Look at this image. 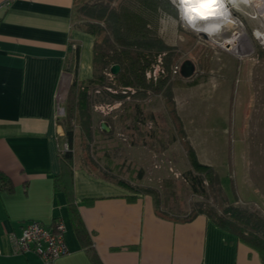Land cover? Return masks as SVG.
<instances>
[{"label":"crops","instance_id":"crops-1","mask_svg":"<svg viewBox=\"0 0 264 264\" xmlns=\"http://www.w3.org/2000/svg\"><path fill=\"white\" fill-rule=\"evenodd\" d=\"M5 1L0 6V264H42L35 252H11L9 236L19 235L29 220L48 228L55 220L64 223L68 251L55 264H94L92 256L98 264H264L256 249L203 213L187 221L161 217L149 194L132 192L75 161L65 175L57 105L73 79L92 77L94 36L73 25L75 0L0 4Z\"/></svg>","mask_w":264,"mask_h":264},{"label":"rangeland","instance_id":"rangeland-1","mask_svg":"<svg viewBox=\"0 0 264 264\" xmlns=\"http://www.w3.org/2000/svg\"><path fill=\"white\" fill-rule=\"evenodd\" d=\"M95 1L109 5L117 2L81 0L73 11L75 27L82 29V23L96 21L81 9L83 3ZM170 1L178 13L159 17L154 29L169 47L171 73L165 76L158 56L147 74L154 80L166 77L162 90L145 94L130 90L122 100L112 101L102 96V89L114 92L124 87L90 85V118L73 113L74 138L72 145H66L69 85L59 105L61 151L70 147L77 165L117 183H127L132 190L156 189L162 198H170V203L181 204L186 213L200 204L218 213L233 205L264 214V48L256 32L264 31V18L256 11L259 9L248 5H253L251 0H223L232 6L228 15L234 23L209 34L190 23L178 0ZM103 23L107 34L112 35ZM235 33L249 39L252 49L248 54L239 55L218 43ZM185 59L195 65L189 78L179 73ZM107 75L112 78L113 74ZM102 121L109 125V132L100 129ZM84 122H89L88 133L83 129ZM183 125L199 160L211 166L219 179V184L212 185L204 179L203 194L193 192L186 178L192 165L178 128L185 132Z\"/></svg>","mask_w":264,"mask_h":264},{"label":"trees","instance_id":"trees-1","mask_svg":"<svg viewBox=\"0 0 264 264\" xmlns=\"http://www.w3.org/2000/svg\"><path fill=\"white\" fill-rule=\"evenodd\" d=\"M81 0H75V5ZM81 9L96 21H86L80 25L82 30L94 36L92 47V77L86 81L73 79L67 96L66 120L64 135L68 145H72L74 138L71 118L74 112L84 118H90L89 106L91 95L88 93L90 85H101L103 87H124L120 91H109L102 89V96L105 95L112 101H120L130 90L133 93L145 94L146 91L155 93L162 90L166 77L161 76L153 79L147 77L151 70V65L156 62V58L161 56V69L168 76L170 71V56L167 53L168 45L158 38L154 26L159 17L163 15L176 14L177 8L170 0H117L114 5L104 4L101 1L83 3ZM110 27L112 35L107 34L106 26ZM77 60V53L76 58ZM112 64L119 65L117 74L110 78ZM157 64V63H156ZM160 75V74H159ZM111 81L117 83L113 85ZM115 88H113L115 90ZM137 108V105H134ZM86 121V120H85ZM90 122V121H89ZM89 122L83 125V129L89 132ZM179 132L185 141V148L191 158L192 169L186 173V178L195 193H204V179L208 184H219V179L213 168L198 161L195 151L186 138L181 126ZM184 133V134H183ZM61 163L64 167L65 175L71 171L74 157L70 147L60 152ZM63 173V174H64ZM108 178V177H105ZM3 178L0 175V182ZM3 182V181H2ZM118 183L132 190L127 183ZM136 193H147L153 199L155 212L164 218L174 221H187L195 215L203 213L212 219L224 230L234 233L242 242L256 249L264 259V214L254 212L249 208L227 205L218 213L211 208H205L200 204L189 212H183L181 204L170 203V198H162L160 192L152 188H134ZM79 233L84 236V229L78 227ZM93 263H97V258L92 256Z\"/></svg>","mask_w":264,"mask_h":264},{"label":"built area","instance_id":"built-area-1","mask_svg":"<svg viewBox=\"0 0 264 264\" xmlns=\"http://www.w3.org/2000/svg\"><path fill=\"white\" fill-rule=\"evenodd\" d=\"M6 2L7 1L0 4V6H5ZM223 2L224 6L227 7L226 9L231 11L232 6L225 3V1ZM249 5L254 7L252 4ZM224 40L225 38L218 43L221 46H225L226 43H224ZM260 43L263 44L264 48V40L260 39ZM241 50L242 52H239V55L248 54L250 52V50L244 46ZM57 114L59 115V104L57 105ZM66 145L65 148H67ZM64 230V223L61 220H55L53 226L50 228L46 227L37 220H29L21 226V232L19 235L12 233L9 236L11 241V252L14 254L35 252L41 258L42 264H55V260L68 251L64 239Z\"/></svg>","mask_w":264,"mask_h":264},{"label":"bare ground","instance_id":"bare-ground-1","mask_svg":"<svg viewBox=\"0 0 264 264\" xmlns=\"http://www.w3.org/2000/svg\"><path fill=\"white\" fill-rule=\"evenodd\" d=\"M251 2L254 5V2L252 0ZM189 3H190L189 7L187 6V16H185V14L184 16L190 21V23L195 28H198L202 31H206L209 34H212L220 30L222 25H229L234 23L233 19L230 18V16L228 15V10L224 8L225 6L223 7L222 2L220 0H189ZM256 5H257L256 8L259 10L256 9L255 10L259 12L264 18L263 15L264 7L261 6L262 3L261 4L256 3ZM260 10L263 12V14L262 12H260ZM210 18H214L215 21L197 26L196 22L198 21V19H210ZM219 23H221V25H219ZM255 29L253 31L254 34H255ZM256 32L258 35L257 37L264 40V31L262 33H259V31L256 30ZM242 39H246V40H242ZM224 43H226L225 45V47L227 46L226 48L233 49L237 54H239V52H242L241 48L243 46L248 48L249 50L252 49L250 47L251 46L250 41L245 34L235 33L234 35L225 38Z\"/></svg>","mask_w":264,"mask_h":264},{"label":"water","instance_id":"water-1","mask_svg":"<svg viewBox=\"0 0 264 264\" xmlns=\"http://www.w3.org/2000/svg\"><path fill=\"white\" fill-rule=\"evenodd\" d=\"M182 9V12H184L183 14H185V16H187V6L189 7L190 3L189 0H178ZM198 21L203 22V23H207V22H212L215 21L214 18H210V19H198ZM203 35L206 36L205 32H202ZM119 71V65L118 64H112L110 66V73L115 75L117 74ZM195 71V65L193 63V61H191L190 59H185L182 61L180 67H179V73L183 78H189L193 75ZM100 129L103 132H109L110 127L109 125L105 122L102 121L100 123Z\"/></svg>","mask_w":264,"mask_h":264},{"label":"flooded vegetation","instance_id":"flooded-vegetation-1","mask_svg":"<svg viewBox=\"0 0 264 264\" xmlns=\"http://www.w3.org/2000/svg\"><path fill=\"white\" fill-rule=\"evenodd\" d=\"M253 2H254V7H256L257 5H256V3H262V7H264V1H262V0H252ZM261 1V2H260ZM223 5V4H222ZM249 5V4H248ZM226 8V7H225ZM257 9V8H256ZM256 30V29H255Z\"/></svg>","mask_w":264,"mask_h":264}]
</instances>
